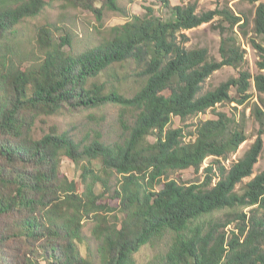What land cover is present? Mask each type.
I'll return each instance as SVG.
<instances>
[{
  "label": "trees",
  "instance_id": "trees-1",
  "mask_svg": "<svg viewBox=\"0 0 264 264\" xmlns=\"http://www.w3.org/2000/svg\"><path fill=\"white\" fill-rule=\"evenodd\" d=\"M56 1L99 21L104 10L121 12V0H0V264H136L140 250L165 238V252L148 264H264V169L243 184L263 149L264 62L256 75L240 70L203 91L223 67L243 69L238 34L247 21L227 6L198 13L192 3L164 4L168 19L123 14L122 25L92 30L96 42L77 45L49 24L26 39L21 27ZM207 24L220 37L219 60L187 45L185 32ZM253 32L264 43V4ZM250 43L264 60V48ZM129 77L136 85L125 89ZM222 104L234 112H215L192 131L171 128L174 118ZM111 107L120 110L115 141L75 139L55 125L37 136L47 117ZM247 108L255 141L227 167L247 141ZM62 158L79 167L80 192L61 172ZM208 158L202 183L170 179L198 172Z\"/></svg>",
  "mask_w": 264,
  "mask_h": 264
},
{
  "label": "rangeland",
  "instance_id": "rangeland-1",
  "mask_svg": "<svg viewBox=\"0 0 264 264\" xmlns=\"http://www.w3.org/2000/svg\"><path fill=\"white\" fill-rule=\"evenodd\" d=\"M192 3L196 5V11L198 13L214 10L217 7L227 6L232 13L236 16L244 18L247 23L244 29L245 36L238 34L239 44L245 51L243 69H233L230 67H223L217 72L213 73L203 84V91H211L215 89L220 83L227 81L231 77H237L238 71H248L251 75H256L259 72L258 63L264 62L259 51L251 45L250 41L261 45L264 48V43L261 39L253 32V18L256 7L259 4H264V0H121L119 5L121 12H111L104 10L102 12L101 20L99 21L96 16L88 11L81 8L75 9L66 7L61 1H56L52 6L47 7L44 12L35 19L27 21L22 27L21 32L26 39H31L35 33V28L41 25H51L63 30V33H68L72 37L73 41L77 45H83L87 42V37L90 36L94 42L98 38L92 33V30L98 26L102 28H109L113 26L122 25L125 22L123 14L136 15L141 18H147L150 16L160 17L162 19L169 18V12L164 7V4H169L171 7L178 5H186ZM216 19L214 20V22ZM244 21L241 23L243 24ZM216 25V22L213 23ZM212 24V25H213ZM237 32V29H235ZM185 34L189 38L187 43L190 47H205L209 51V54L219 60L218 48L220 44V37L216 31H214L210 24L202 25L196 29L186 31ZM59 35V34H57ZM89 40V39H88ZM68 50V48H65ZM128 83L125 89L135 87V82L132 81V77L128 78ZM233 93V92H232ZM251 94L255 95L254 90L250 91ZM258 102L255 96L250 102ZM264 102V97H263ZM231 107H236L235 104L230 106L226 104L218 105L214 111L208 110L203 115L181 121L179 118H174L171 128L177 129L182 128L184 132L192 131L193 125L198 121L210 120L214 118L215 112H234L231 111ZM244 107L237 108L238 112H241ZM261 109L264 112V103L261 105ZM118 107L106 108L103 112H97L95 115L84 113L70 117L67 115H55L44 119L45 124H37V136L41 133V130L46 131L47 126L55 125L59 127L61 131H68L75 139H80L85 134H89L93 137L100 136L104 142H111L117 140L121 136V129L118 125ZM236 112V111H235ZM246 122L245 131L247 134V141L244 142L238 149V151L230 155L228 160L224 162L225 166H229L232 161L240 158L243 153L250 147L255 141L258 125L254 119L250 116V109L245 110ZM263 149L261 155L258 158L257 163L253 169V175L250 178L243 180V184L247 183L255 175L264 169V135L262 136ZM214 161L213 158H208L204 161L202 167L198 172L188 169L181 172H176L170 175V179H173L181 184L192 183L200 184L204 180L203 169L206 168L210 163ZM97 168V166H95ZM61 172L76 185V190L80 192L82 190L80 182V169L75 166L67 158H62ZM115 205V203H112ZM248 210H245V212ZM219 218H223L220 214ZM91 223H85L83 227V235L91 245L95 247V241L91 236ZM234 224L228 226L226 230H232ZM168 240L165 238L161 242H157L153 245H149L140 250L135 256L136 264H148L156 257L162 255L167 247Z\"/></svg>",
  "mask_w": 264,
  "mask_h": 264
}]
</instances>
